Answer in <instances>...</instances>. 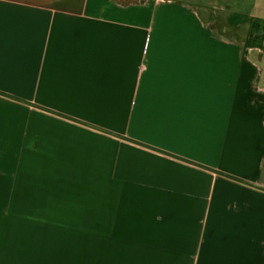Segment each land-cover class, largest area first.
<instances>
[{
	"label": "crops",
	"instance_id": "0c3cea01",
	"mask_svg": "<svg viewBox=\"0 0 264 264\" xmlns=\"http://www.w3.org/2000/svg\"><path fill=\"white\" fill-rule=\"evenodd\" d=\"M237 10L0 0V264H264V22Z\"/></svg>",
	"mask_w": 264,
	"mask_h": 264
},
{
	"label": "rangeland",
	"instance_id": "374dc122",
	"mask_svg": "<svg viewBox=\"0 0 264 264\" xmlns=\"http://www.w3.org/2000/svg\"><path fill=\"white\" fill-rule=\"evenodd\" d=\"M214 4L224 3L226 0H207ZM231 8H237L241 14H245L247 22L253 21L257 23L259 21L264 22V0H229ZM238 3V4H237ZM218 13V18H225L227 11H214ZM247 29V28H246ZM264 35V29H262Z\"/></svg>",
	"mask_w": 264,
	"mask_h": 264
}]
</instances>
